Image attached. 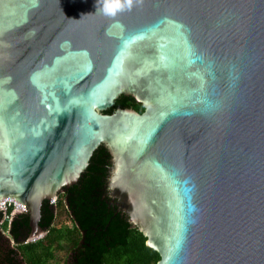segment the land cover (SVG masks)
<instances>
[{"label":"water","instance_id":"95a60500","mask_svg":"<svg viewBox=\"0 0 264 264\" xmlns=\"http://www.w3.org/2000/svg\"><path fill=\"white\" fill-rule=\"evenodd\" d=\"M60 191L83 235L68 264H99L127 227L156 264H264V0H144L115 18L97 0H0L14 241L46 233ZM0 264H22L1 233Z\"/></svg>","mask_w":264,"mask_h":264},{"label":"trees","instance_id":"16d2710c","mask_svg":"<svg viewBox=\"0 0 264 264\" xmlns=\"http://www.w3.org/2000/svg\"><path fill=\"white\" fill-rule=\"evenodd\" d=\"M115 106L133 108L138 112L144 110L139 102L126 95H120L115 101ZM114 107L104 112L110 113ZM66 195V191H60L55 201L48 202V205L53 208V217L44 237L30 243H23L24 240L15 241L17 245L13 250L21 253L27 263L43 264L38 263L42 260L41 257H51L57 251L63 250L65 245L69 250L75 249L79 245L83 238L82 231L68 210L65 200ZM58 208L65 209L68 212L73 224L70 229H61L54 226ZM1 227L8 231L9 221H4ZM8 234L13 238L11 233L8 232ZM124 241V244L116 243L112 247H108L106 251H102L98 258L99 264H156L160 259L159 253L146 245V237L136 227L125 228ZM30 253H34V255Z\"/></svg>","mask_w":264,"mask_h":264},{"label":"clouds","instance_id":"9594fccd","mask_svg":"<svg viewBox=\"0 0 264 264\" xmlns=\"http://www.w3.org/2000/svg\"><path fill=\"white\" fill-rule=\"evenodd\" d=\"M143 2L144 0H97V11L106 17L115 18L122 12L132 11L134 6L142 5Z\"/></svg>","mask_w":264,"mask_h":264},{"label":"flooded vegetation","instance_id":"af4514ba","mask_svg":"<svg viewBox=\"0 0 264 264\" xmlns=\"http://www.w3.org/2000/svg\"><path fill=\"white\" fill-rule=\"evenodd\" d=\"M3 223H4V221L2 220V217H1V219H0V233H1L2 235H4V236L8 239V241H9V245H10V248L13 249V248L17 245V243H16V242L13 240V238L8 234L7 230H5V229H3V228L1 227V226L3 225ZM44 235H45V234H44ZM44 235H43L42 237H44ZM42 237H41V238H42ZM39 239H40V238H39ZM36 240H38V239H33V240H30V241H28V240H24L23 243L35 242ZM70 251H71V250H70ZM16 253H17L19 259L21 260L22 264H29V263H27V261L24 259V256H23L21 253H18V252H16ZM30 254H31V255H34V253H30ZM41 258H42V260L38 261V263H43V264H61V263L64 262L65 264H67V262H66L67 259H65V258H63V256H61V250H60V251H57L56 253H54V255L51 256V257H45V256H43V257H41ZM55 258H57L59 262L51 263V260H54Z\"/></svg>","mask_w":264,"mask_h":264},{"label":"rangeland","instance_id":"374dc122","mask_svg":"<svg viewBox=\"0 0 264 264\" xmlns=\"http://www.w3.org/2000/svg\"><path fill=\"white\" fill-rule=\"evenodd\" d=\"M57 210H58V213L55 218L54 226L61 228V229H65V228L70 229L73 226V224H72L71 218L69 217L68 212L65 209L61 210V208H58ZM67 248L68 247L65 245L63 250H61V256H63V258L65 259L68 258V255L70 253V250ZM56 262H59L57 258H55L54 260H51V263H56ZM61 264H65V263L63 262Z\"/></svg>","mask_w":264,"mask_h":264},{"label":"built area","instance_id":"2783aa9c","mask_svg":"<svg viewBox=\"0 0 264 264\" xmlns=\"http://www.w3.org/2000/svg\"><path fill=\"white\" fill-rule=\"evenodd\" d=\"M17 204H20V203L14 201V200H6V199H3L0 202V208L2 210V220L3 221H6V220L9 221L10 212L15 208V206H17ZM20 205H22V204H20ZM22 210H25L24 206L22 207Z\"/></svg>","mask_w":264,"mask_h":264},{"label":"snow or ice","instance_id":"6c2138e0","mask_svg":"<svg viewBox=\"0 0 264 264\" xmlns=\"http://www.w3.org/2000/svg\"><path fill=\"white\" fill-rule=\"evenodd\" d=\"M143 37H134L131 41H128L125 43V49L124 51H128L131 47V44L134 43L137 39H142ZM130 54V52H129ZM121 57H123V52L121 54ZM123 70V59L118 58L116 64L114 65V72L113 74L118 75Z\"/></svg>","mask_w":264,"mask_h":264},{"label":"bare ground","instance_id":"6f19581e","mask_svg":"<svg viewBox=\"0 0 264 264\" xmlns=\"http://www.w3.org/2000/svg\"><path fill=\"white\" fill-rule=\"evenodd\" d=\"M6 200H11V199H6ZM17 206H18V208H20V209H22V205H20V204H17Z\"/></svg>","mask_w":264,"mask_h":264}]
</instances>
